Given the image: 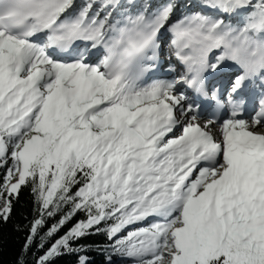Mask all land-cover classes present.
<instances>
[{
	"label": "snow or ice",
	"instance_id": "6c2138e0",
	"mask_svg": "<svg viewBox=\"0 0 264 264\" xmlns=\"http://www.w3.org/2000/svg\"><path fill=\"white\" fill-rule=\"evenodd\" d=\"M152 8L0 0V221L22 187L38 205L16 264L57 216L35 264H264V0Z\"/></svg>",
	"mask_w": 264,
	"mask_h": 264
},
{
	"label": "trees",
	"instance_id": "16d2710c",
	"mask_svg": "<svg viewBox=\"0 0 264 264\" xmlns=\"http://www.w3.org/2000/svg\"><path fill=\"white\" fill-rule=\"evenodd\" d=\"M3 170H0V178L3 176ZM38 205L27 187H22L18 199L14 202L13 211L11 217L7 223L0 221V264H16L17 258L20 256L23 245L29 232L30 223L37 217ZM58 218H46L43 226L38 230V235L34 239L30 250L24 253V260L26 264H35V259L39 255H42L45 249L39 247L40 237L43 236L51 224L56 222ZM83 213H77L71 221H69L54 237L58 238L59 235H63L69 227L72 226L77 220L84 219ZM51 241L45 242V248L49 246ZM92 245L104 246L110 244L111 241L102 234H93L87 237L85 241H82ZM93 264H103L106 253L98 251L95 248L86 253ZM113 259L118 264H124L126 261L122 260L118 256H113ZM74 257H63L56 261V264H72Z\"/></svg>",
	"mask_w": 264,
	"mask_h": 264
},
{
	"label": "bare ground",
	"instance_id": "6f19581e",
	"mask_svg": "<svg viewBox=\"0 0 264 264\" xmlns=\"http://www.w3.org/2000/svg\"><path fill=\"white\" fill-rule=\"evenodd\" d=\"M125 1L126 0H121L122 3H125L126 4ZM152 1L154 3H156V1H159V0H152ZM78 2L79 3H83V2H86V0H78ZM99 2H100V0H94V3L95 4H98ZM194 2H197V1H194ZM133 4L140 6V10H142L143 4H142V1L141 0H134V3ZM184 4H186L185 1L184 0H181L180 5L183 6ZM181 9H183V8L181 7Z\"/></svg>",
	"mask_w": 264,
	"mask_h": 264
},
{
	"label": "rangeland",
	"instance_id": "374dc122",
	"mask_svg": "<svg viewBox=\"0 0 264 264\" xmlns=\"http://www.w3.org/2000/svg\"><path fill=\"white\" fill-rule=\"evenodd\" d=\"M142 1V4H145V5H149L151 3V0L149 1H146V0H141ZM158 2V1H156ZM157 4V3H156ZM144 6V5H143ZM143 8V7H142ZM124 264H127V262H125Z\"/></svg>",
	"mask_w": 264,
	"mask_h": 264
}]
</instances>
